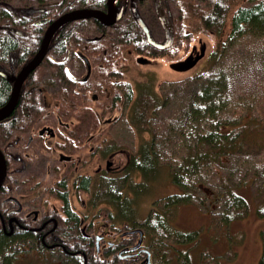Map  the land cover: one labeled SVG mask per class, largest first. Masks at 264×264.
<instances>
[{
    "label": "flooded vegetation",
    "instance_id": "af4514ba",
    "mask_svg": "<svg viewBox=\"0 0 264 264\" xmlns=\"http://www.w3.org/2000/svg\"><path fill=\"white\" fill-rule=\"evenodd\" d=\"M204 1L0 0V242L11 240L0 260L36 251L151 264L143 224L118 214L112 224L102 210L138 177L150 181L144 156L141 171L133 165L135 138L117 142L113 125L135 72L164 62L181 76L204 58L206 43L186 45L181 21L185 5ZM187 57L191 68L171 67Z\"/></svg>",
    "mask_w": 264,
    "mask_h": 264
},
{
    "label": "trees",
    "instance_id": "16d2710c",
    "mask_svg": "<svg viewBox=\"0 0 264 264\" xmlns=\"http://www.w3.org/2000/svg\"><path fill=\"white\" fill-rule=\"evenodd\" d=\"M185 7L183 15L186 22L182 24V31H191L186 45L189 46L191 42L200 44L198 39L201 38L208 49L205 58L211 61L196 77L201 78L199 88L191 94V99L177 110L180 113L175 119L166 117V124L170 127L163 128L156 139L151 129V119L162 100L157 92L161 88L160 85L153 87V79L157 77L151 75L153 69L134 73V77L145 76V88H139L133 79L128 93L132 97L130 105L120 113L129 117L131 120L129 122L139 137L134 143L132 162L135 168L141 171L142 156L145 158L146 170L157 167L158 159L160 157L165 159L160 151L167 152L166 157L171 163L169 167L171 181L181 188L178 193L161 197L162 200H158L159 204L150 207L147 217L142 222L151 240V264H160L162 254L168 251V248L163 249L165 246H160L161 243L183 244L197 240V230H179L170 225L168 216L173 207L187 203L192 198L202 199L195 194L194 189L198 188V185L199 188L209 191L213 190L207 185L208 182L220 187V191L214 196V203L209 205L214 212L215 209H220V212L217 210V220L224 225L243 218L248 213L247 201L242 195L231 190L229 181L235 180V184L241 180L245 181L244 177L251 176L252 189L259 187L264 196V98L261 96L252 100L227 98L224 86L227 82L228 69L221 62L226 49L234 45L245 32L264 40V0H206ZM185 43L186 41H183V45ZM166 81L173 79L164 78L161 85L163 86ZM3 92L4 87L0 86V94ZM154 92L157 93L156 97L152 95ZM142 137L144 139H140ZM157 139L159 144H156V148ZM225 165L231 173L226 177L221 176L219 171V167ZM129 169L130 176L133 174L136 178L138 173ZM259 174L262 175L261 184L256 182ZM139 178L133 186L127 190L123 189V192L118 194L120 197L111 196L113 200L109 199L108 202L102 200V210L107 208L105 205L119 204L124 198L136 200L137 194L144 190ZM200 202L203 206L206 205L204 200ZM257 213L264 217V208H258ZM260 236L262 251L258 264H264V229L260 231ZM10 241L4 240L0 245L7 246ZM0 249L5 248L0 246ZM5 255L6 260L9 259L8 253ZM76 257L80 260V255ZM76 263L73 261L72 264ZM60 264H63V261Z\"/></svg>",
    "mask_w": 264,
    "mask_h": 264
},
{
    "label": "rangeland",
    "instance_id": "374dc122",
    "mask_svg": "<svg viewBox=\"0 0 264 264\" xmlns=\"http://www.w3.org/2000/svg\"><path fill=\"white\" fill-rule=\"evenodd\" d=\"M181 21L182 24L186 22L184 15ZM210 62V59H205L204 57L193 69L181 76L178 73H173L170 67L168 69L166 65H163L164 62L153 68L151 75L157 76L156 79L152 78L154 80L153 87L160 85L161 88L157 92L158 97L162 100L155 109L151 119V129L155 139L160 135L163 128L170 127L169 124H166V117L170 116L171 119H175L176 115L180 113L177 110L187 103L188 99H191V94L199 88V80L201 78H196L197 76L194 77L192 75L205 70ZM221 62L228 69L226 74L228 76L227 82L224 86V93L227 98L230 100H252L259 96L264 98L263 38L253 37L248 32H245L234 45L226 49ZM147 69L151 68L145 67V71ZM134 76L133 79L137 86L141 89L145 88V76L142 78ZM164 78L173 79V81H166L162 86ZM152 95L156 97L157 93L154 92ZM125 120L126 116L123 114L122 118L118 119L116 124L113 125L116 141L126 144L135 138L136 143L139 137L135 133L134 127L128 125ZM148 137L146 141H148ZM158 142L159 140L157 139L155 141L156 148V144H159ZM160 152L165 156V159L160 157L158 159L159 166L147 169L150 181L147 182L145 179V183L142 185L144 190L137 194L136 200H129L128 205H105L109 211V218L112 219V224L117 225L115 214H118L120 218L129 217L130 221H132L131 218L138 219L134 224H142L145 214L151 206L156 203L159 204L158 200H162L161 197L181 191V188L171 181L169 168L171 163L166 157L168 155L167 152ZM149 170L152 171L149 172ZM219 171L221 176L226 177L231 174L227 165L219 167ZM147 172L145 168V176ZM261 177L262 175L259 174L258 179H256L257 183L261 184ZM244 180L235 184V180L229 181V183L232 186L231 190L236 194L242 195L247 201L248 213L245 217L235 219L226 225L217 220L220 209H217L218 212L215 209V213L214 209L211 210L209 205L214 203V196L220 191L218 185L207 183L213 191L202 187L199 188L198 185V188L194 189L195 194L202 199L192 198L187 203L173 207L168 216L170 225L179 230H197L199 233L196 242L192 244L169 242V245H167V243H164L168 251L163 255L160 264H175L176 260L177 264H258L262 251L260 231L264 229V217L258 215L257 209L264 208V196L263 191L259 187L255 188V190L252 189L251 176L244 177ZM257 183L255 184L256 186ZM103 187H106V185L103 184ZM200 200H204L206 205L203 206ZM216 200L218 199L216 198ZM105 201L108 202L109 200ZM145 231H147L146 227ZM27 255L28 259L31 258L33 260H31L32 264H60L62 261L63 264L73 263L66 261L67 256H64L61 252L48 254L32 251L27 253ZM19 262L18 260H11V263H9L18 264Z\"/></svg>",
    "mask_w": 264,
    "mask_h": 264
},
{
    "label": "water",
    "instance_id": "95a60500",
    "mask_svg": "<svg viewBox=\"0 0 264 264\" xmlns=\"http://www.w3.org/2000/svg\"><path fill=\"white\" fill-rule=\"evenodd\" d=\"M200 55H202V54H200ZM192 64L193 63L190 62V57H187L181 63L176 62L174 64H171V67L175 68L177 70H185V69L191 67ZM4 171H5L4 159H3L2 155H0V183L3 180ZM147 262H149V259H147Z\"/></svg>",
    "mask_w": 264,
    "mask_h": 264
},
{
    "label": "crops",
    "instance_id": "0c3cea01",
    "mask_svg": "<svg viewBox=\"0 0 264 264\" xmlns=\"http://www.w3.org/2000/svg\"><path fill=\"white\" fill-rule=\"evenodd\" d=\"M192 242H196V240L195 241H192ZM190 244H191V242H190ZM187 249H189V248H187ZM11 260H18V261H20L18 264H23V263L32 264V262H31L32 259L31 258L28 259L27 257H24V256L23 257H20V253H18V254H12V256H10L9 259H7V260L5 259L4 262H1L0 264H8L9 262L11 263ZM21 262H23V263H21Z\"/></svg>",
    "mask_w": 264,
    "mask_h": 264
},
{
    "label": "bare ground",
    "instance_id": "6f19581e",
    "mask_svg": "<svg viewBox=\"0 0 264 264\" xmlns=\"http://www.w3.org/2000/svg\"><path fill=\"white\" fill-rule=\"evenodd\" d=\"M173 11V10H172ZM5 72V71H4ZM10 74V73H9ZM152 171V170H151ZM161 253V252H160ZM8 256L10 257V256H12V254L11 253H8ZM109 256V255H108ZM112 259V258H111ZM67 261V260H66Z\"/></svg>",
    "mask_w": 264,
    "mask_h": 264
}]
</instances>
